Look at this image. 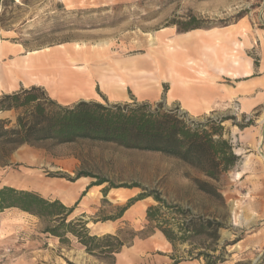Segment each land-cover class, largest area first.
<instances>
[{"label":"rangeland","instance_id":"obj_1","mask_svg":"<svg viewBox=\"0 0 264 264\" xmlns=\"http://www.w3.org/2000/svg\"><path fill=\"white\" fill-rule=\"evenodd\" d=\"M14 3L20 6L9 8L17 15L15 22L8 30L0 29V74L6 67L11 68L16 59L25 58L33 50L43 52L46 47L58 51L63 46L85 61L87 51L94 52L99 58L89 65L92 69L100 66L106 55L114 59L142 58L158 40L160 29L165 30L170 22L188 19L190 15L204 26H225L240 18L250 21L253 28L264 26V0H14ZM254 48L249 57L256 65L258 56ZM98 81V77L91 81L96 100L87 101L112 103L103 96ZM242 81L222 80L230 85H241ZM2 84L0 95L12 92L8 86L19 83ZM162 89L156 99L129 97L120 103L144 102L154 109L161 102L163 109L176 108L193 122L228 118L222 123L223 137L229 139L240 160L218 183L211 181L220 187L224 203L196 189L190 178L205 179L197 169L160 152L102 148V154L109 158L96 159L94 163L91 154L87 155L86 168L94 171L98 179L103 175L110 177L108 185L138 183L147 192H158L167 202L189 208L194 214L216 217L223 224L218 243H228L224 261L219 264H264V106L244 112L236 100L194 116L179 104L166 101L165 84ZM2 118L13 123L15 113L9 111ZM47 147L51 149V145ZM9 149L10 146L0 145V182L16 148ZM130 175L135 181L129 180ZM151 204H156L152 198ZM108 211L112 213L113 209L106 207L100 216H107ZM48 224L45 219L18 209L0 212V264H171L172 258L178 256L183 258L178 264H205L201 259L186 257L183 249L187 245L174 251L145 218L140 225H121L119 236L126 244L114 259L88 255L70 234L66 235L68 241L61 243L43 232ZM90 232L105 234L93 228ZM132 233L136 235L132 237Z\"/></svg>","mask_w":264,"mask_h":264},{"label":"crops","instance_id":"obj_2","mask_svg":"<svg viewBox=\"0 0 264 264\" xmlns=\"http://www.w3.org/2000/svg\"><path fill=\"white\" fill-rule=\"evenodd\" d=\"M164 28L157 32L158 40L142 58L114 59L106 55L102 64L92 69L89 65L99 58L94 52L87 51V61L71 52L68 58L57 54L50 61V65L58 61L52 86L44 82L18 81L19 84L8 87L14 91L31 85L41 86L60 104L70 105L80 100H96L97 93L91 81L98 77L103 96L112 103H120L129 97L156 99L165 84L164 99L179 104L194 116L236 100L244 112L264 106L263 25L253 28L250 21L240 18L229 25L187 32L176 31L174 25ZM253 48L258 56L256 65L249 57ZM73 55L75 58L71 59ZM237 79L243 80L241 85L222 82ZM8 112L1 111L0 118ZM102 148L142 151L82 138L61 144L52 140L22 144L10 154L0 186L30 190L46 199L58 200L72 208L69 218H81L88 222L89 229L102 233L118 231L123 224L140 225L151 197L133 201L120 217H116L119 207L142 191L138 187H110V177L106 175L101 176L105 182L95 184L98 175L85 166L87 155L91 154L94 163L96 159L109 158L102 154ZM78 172L88 175L76 177ZM129 180L135 181L131 175ZM106 207L112 208L113 212L108 211V215L102 217L109 218L100 221V213Z\"/></svg>","mask_w":264,"mask_h":264},{"label":"trees","instance_id":"obj_3","mask_svg":"<svg viewBox=\"0 0 264 264\" xmlns=\"http://www.w3.org/2000/svg\"><path fill=\"white\" fill-rule=\"evenodd\" d=\"M10 5L20 9L14 0H0V29L8 30L17 15ZM178 32L208 29L197 18L172 21ZM161 102L151 109L148 103H102L80 100L70 105H61L51 99L41 86L31 85L0 95V112L14 111L15 120L0 118V145L13 150L22 144L34 145L43 140L68 143L77 139L112 142L127 149L160 152L173 156L197 169L205 179L190 178L196 189L206 196L224 203L219 182L222 176L233 169L240 157L233 145L223 137L222 123L228 118L193 122L176 108L163 109ZM88 173L78 172L76 177ZM68 179H71L68 177ZM105 182L98 179L95 184ZM110 187H138L137 196L119 207L116 217L135 200L151 197L156 204L146 208L145 219L152 229L158 230L174 251L181 245L186 257L201 259L205 264L224 261L225 247L219 245V229L223 227L216 217L194 214L189 208L167 202L158 192H147L138 183ZM106 188L102 190L105 193ZM15 208L22 212L45 219L48 224L44 233L56 237L61 243L73 236L88 255L98 259L111 258L118 254L126 242L119 231L111 234H93L87 221L74 218L67 221L72 208L58 200H49L38 193L11 186H0V212ZM109 217H102L104 221ZM153 231H151L152 233ZM136 234L132 233V237ZM171 264H178L182 256L173 257Z\"/></svg>","mask_w":264,"mask_h":264},{"label":"bare ground","instance_id":"obj_4","mask_svg":"<svg viewBox=\"0 0 264 264\" xmlns=\"http://www.w3.org/2000/svg\"><path fill=\"white\" fill-rule=\"evenodd\" d=\"M152 40L154 39L152 38ZM59 47L58 51H51L47 47L44 48L43 52L33 50L28 52L25 58H22L21 60L16 59L11 62V68L6 67L2 71L3 73L0 74V82L5 83V85L13 84L17 81H22L23 83L44 82L52 86L57 66L54 64L55 61L53 62V65H50V61H53L57 54H63L67 58L70 56V51L67 48L63 46ZM74 47L80 49V46L77 44H75ZM7 51L8 50H6V52ZM82 52L85 53V51Z\"/></svg>","mask_w":264,"mask_h":264}]
</instances>
